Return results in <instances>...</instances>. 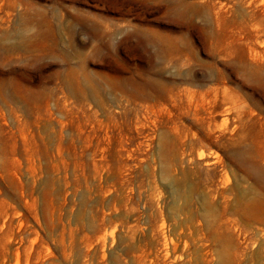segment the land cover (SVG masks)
I'll use <instances>...</instances> for the list:
<instances>
[{
	"label": "rangeland",
	"instance_id": "obj_1",
	"mask_svg": "<svg viewBox=\"0 0 264 264\" xmlns=\"http://www.w3.org/2000/svg\"><path fill=\"white\" fill-rule=\"evenodd\" d=\"M0 264H264V0H0Z\"/></svg>",
	"mask_w": 264,
	"mask_h": 264
}]
</instances>
